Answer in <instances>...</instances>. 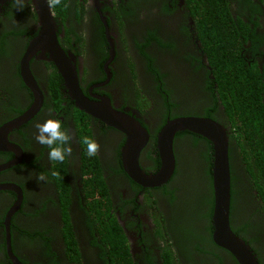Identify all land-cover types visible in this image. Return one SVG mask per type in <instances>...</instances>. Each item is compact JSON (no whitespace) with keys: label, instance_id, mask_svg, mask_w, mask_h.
Listing matches in <instances>:
<instances>
[{"label":"flooded vegetation","instance_id":"af4514ba","mask_svg":"<svg viewBox=\"0 0 264 264\" xmlns=\"http://www.w3.org/2000/svg\"><path fill=\"white\" fill-rule=\"evenodd\" d=\"M224 1L246 12L256 5L259 26L249 25L256 28L239 40V53L249 64L256 61L264 76V0ZM22 2L18 10L16 0H0V185L21 189L20 207L9 219L12 252L20 264H76V254L79 264H107L96 208L88 206L90 180L97 194L107 191L110 205L102 207L100 220L113 217L134 264H167L165 250L172 252L175 264H238L212 240V143L189 130L176 132L173 174L161 185L143 186L124 169L126 133L76 106L51 54L56 51L52 35L68 73L70 66L75 69L83 97L133 117L147 132L137 156L145 174L160 168L157 137L168 120L194 116L219 122L228 135L230 223L242 228L260 197L238 144L229 137L236 129L217 93L191 5L186 0H61L49 8L45 0ZM241 19L246 27L247 15ZM23 70L36 90L24 81ZM259 94L264 102V84ZM50 117L60 119L72 136V155L63 163L49 160L48 147L35 140V125ZM85 136L100 145L94 157L87 154ZM95 164L101 167V186ZM196 169L203 180L198 186L192 175ZM40 172L47 182H37ZM235 181L244 183L240 194H247L249 211L240 221L233 209ZM16 197L13 190L0 189V264H13L4 222ZM244 232L249 239L247 230L235 234L244 240ZM256 246L264 264V246Z\"/></svg>","mask_w":264,"mask_h":264},{"label":"trees","instance_id":"16d2710c","mask_svg":"<svg viewBox=\"0 0 264 264\" xmlns=\"http://www.w3.org/2000/svg\"><path fill=\"white\" fill-rule=\"evenodd\" d=\"M186 2L191 5L190 11L196 20L198 36L208 49L207 60L217 83V93L229 116L231 129H236L229 137L238 144V150L249 173L252 187L260 197V202L257 204L253 200L258 209L256 208L254 213L249 212V220L242 228L234 227L236 229H233L231 223L230 225L236 234L248 228L251 237L246 238L245 232L242 237L257 256L259 264H262L258 257L260 253L256 244L259 242L264 246V102L260 101L257 96L263 88L264 76L256 61L249 64L239 53L241 49L239 40L247 39L246 31L248 36L256 28L251 29L249 25L255 23L259 26L258 20H255L258 10L253 9L256 5H252L255 7L247 8L246 12L244 6L232 7L224 0H186ZM249 3L250 1L247 6L252 4V2ZM245 15L248 20L246 27L241 19V16ZM255 38L257 37H253ZM212 83L210 82V88ZM223 96H231V101H224ZM85 168H83L86 171L85 175H88L89 171ZM100 169V165L95 164L94 175L97 178L101 177ZM97 183L101 186L102 181L99 180ZM209 187L211 190V185ZM86 190L92 192L88 206L91 210L96 208L98 224L102 227L99 233L104 241L102 253L106 257L105 262L107 264H134L127 243H125L126 239L113 217L109 214L108 221L100 220L99 214L103 213L102 207L108 209L110 205L107 191L102 190L100 194H97L93 180L86 184ZM67 197L66 193L64 198ZM256 212L259 214L257 215ZM165 253L167 264H175L172 261V252L165 250ZM77 255H74L73 259L76 264H79Z\"/></svg>","mask_w":264,"mask_h":264},{"label":"water","instance_id":"95a60500","mask_svg":"<svg viewBox=\"0 0 264 264\" xmlns=\"http://www.w3.org/2000/svg\"><path fill=\"white\" fill-rule=\"evenodd\" d=\"M39 16L41 15L39 14ZM51 41L56 49L55 52H51L52 59L58 72L63 77L69 94L74 99L76 106L84 112L98 117L126 133L127 140L122 149L123 164L126 172L135 181L143 186H158L164 183L173 174L175 167L173 138L178 131L189 130L195 132L212 143V240L218 246L229 251L238 264H259L258 258L255 253H253L250 246L236 235L230 226L231 176L228 157V135L226 129L219 122L208 118L183 116L168 120L157 137V149L161 161L160 168L155 174H145L138 166L137 156L147 139V132L135 122L133 117L112 110L108 105L106 108L100 104L101 102H91L87 98H84L78 86L75 69L73 66H70V72L68 73L67 60H65L66 57L62 49L57 46L55 40L52 39V35ZM25 70L26 72L28 71L27 68ZM26 72L24 70L22 71L24 81L29 87L36 90L35 82L31 77H27ZM7 148L11 149V147ZM16 162V160L11 161L5 166L12 165ZM0 189H11L17 194L15 202L7 212L4 225L6 229V249L8 256L13 264H20L17 256L12 252L9 234V219L20 207L22 201L21 189L13 183L0 185Z\"/></svg>","mask_w":264,"mask_h":264},{"label":"clouds","instance_id":"9594fccd","mask_svg":"<svg viewBox=\"0 0 264 264\" xmlns=\"http://www.w3.org/2000/svg\"><path fill=\"white\" fill-rule=\"evenodd\" d=\"M45 3L49 8H54L61 4V0H45ZM24 6L22 0H16V7L18 10H23ZM35 128V140L37 143L48 147L49 160L63 163L66 157L72 155V136L66 129L62 128L60 119L50 117L42 123H37ZM82 142L87 147V154L89 157H94L98 154L100 145L94 138L85 136ZM51 175L56 176L57 173L53 171ZM35 179L38 183L48 181V177L43 172L37 173ZM98 227L99 233V229L102 227L99 224Z\"/></svg>","mask_w":264,"mask_h":264},{"label":"rangeland","instance_id":"374dc122","mask_svg":"<svg viewBox=\"0 0 264 264\" xmlns=\"http://www.w3.org/2000/svg\"><path fill=\"white\" fill-rule=\"evenodd\" d=\"M194 176V180L196 183V186L198 185H202L203 180H202V175H201V171L199 169H196L193 174ZM244 183L242 182V184L238 181H235V191L236 194L233 197V209H234V213L236 215V220L240 221L243 218H247V212L249 211L247 209L246 202H247V194L244 192L243 195L240 194V192H242ZM244 191V189H243ZM247 233H251L248 228H247Z\"/></svg>","mask_w":264,"mask_h":264}]
</instances>
